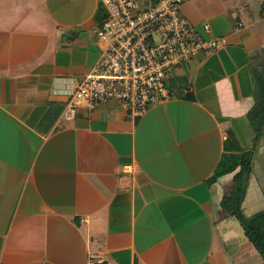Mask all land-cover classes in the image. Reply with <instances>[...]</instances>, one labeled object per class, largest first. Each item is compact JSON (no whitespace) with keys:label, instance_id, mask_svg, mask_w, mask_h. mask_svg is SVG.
Segmentation results:
<instances>
[{"label":"crops","instance_id":"1","mask_svg":"<svg viewBox=\"0 0 264 264\" xmlns=\"http://www.w3.org/2000/svg\"><path fill=\"white\" fill-rule=\"evenodd\" d=\"M180 8L226 43L174 70L178 91L140 117L110 99L67 119V78L99 54L98 0H0V264H264L221 207L233 173L213 178L228 134L253 136L264 0ZM257 165L246 215L264 209Z\"/></svg>","mask_w":264,"mask_h":264},{"label":"built area","instance_id":"2","mask_svg":"<svg viewBox=\"0 0 264 264\" xmlns=\"http://www.w3.org/2000/svg\"><path fill=\"white\" fill-rule=\"evenodd\" d=\"M181 1L100 0L106 15L96 30L99 54L86 73L67 78V119L82 106L110 99L140 117L169 98L167 79L176 67L226 43L207 35L208 23L199 29L184 16ZM123 171L131 172V166ZM89 259V264H104L97 254Z\"/></svg>","mask_w":264,"mask_h":264},{"label":"trees","instance_id":"3","mask_svg":"<svg viewBox=\"0 0 264 264\" xmlns=\"http://www.w3.org/2000/svg\"><path fill=\"white\" fill-rule=\"evenodd\" d=\"M105 14L97 18L100 23ZM253 91V105L247 113L249 126L254 138L262 137L264 127V74L255 72ZM233 173L230 186L221 198V207L229 215L235 216L241 223L244 234L264 259V209L246 215L243 202L246 197L250 176L254 173L252 158L245 155V148L241 147L230 132L224 143V152L213 174L217 179L225 174Z\"/></svg>","mask_w":264,"mask_h":264},{"label":"rangeland","instance_id":"4","mask_svg":"<svg viewBox=\"0 0 264 264\" xmlns=\"http://www.w3.org/2000/svg\"><path fill=\"white\" fill-rule=\"evenodd\" d=\"M257 8H258V4L254 3L252 5V9L254 11H256ZM104 14H105V8L101 4L100 0H98V9L95 12L94 18L97 19V18L103 16ZM99 24L100 23H98V24L97 23H95V24L93 23L92 28L88 32L91 42L94 45H96L97 49L99 48L98 47L99 46V41H98V38L96 36V30H97V27L99 26ZM177 68L178 67H176L174 70H177ZM174 70L171 72V74L174 72ZM256 71H260L262 74H264V59H263V62L261 63V65H260V67L258 69H256ZM188 81L189 80H187V82ZM167 86H168L169 90L172 93H175L176 91L179 90V89L175 88V83H174V79H173L172 75H170V77L167 79ZM247 121H248V119H247ZM262 135L263 136L258 138V139L257 138L255 139L254 135H253L251 138H249V140H246L247 144H245L246 146L244 147L245 148V155H247V156L252 158V164H253V167H254V173L255 174H258L257 173V170H258V165L257 164L260 165L261 169L264 166V127H263V130H262ZM255 164H256V167H255ZM262 189L264 190V186L262 187ZM263 190H262V192H263Z\"/></svg>","mask_w":264,"mask_h":264}]
</instances>
